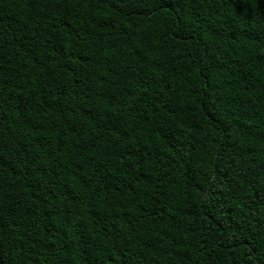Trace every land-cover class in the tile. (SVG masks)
<instances>
[{
	"label": "trees",
	"instance_id": "trees-1",
	"mask_svg": "<svg viewBox=\"0 0 264 264\" xmlns=\"http://www.w3.org/2000/svg\"><path fill=\"white\" fill-rule=\"evenodd\" d=\"M0 264H264V0H0Z\"/></svg>",
	"mask_w": 264,
	"mask_h": 264
}]
</instances>
